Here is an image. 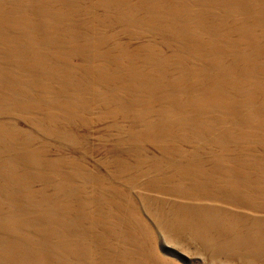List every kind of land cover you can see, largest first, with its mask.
Segmentation results:
<instances>
[{
    "label": "rangeland",
    "instance_id": "1",
    "mask_svg": "<svg viewBox=\"0 0 264 264\" xmlns=\"http://www.w3.org/2000/svg\"><path fill=\"white\" fill-rule=\"evenodd\" d=\"M0 264H264V0H0Z\"/></svg>",
    "mask_w": 264,
    "mask_h": 264
}]
</instances>
